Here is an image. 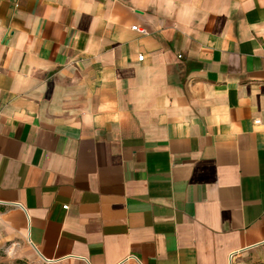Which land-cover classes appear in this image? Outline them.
Segmentation results:
<instances>
[{
    "label": "crops",
    "instance_id": "obj_1",
    "mask_svg": "<svg viewBox=\"0 0 264 264\" xmlns=\"http://www.w3.org/2000/svg\"><path fill=\"white\" fill-rule=\"evenodd\" d=\"M23 240L264 264V0H0V247Z\"/></svg>",
    "mask_w": 264,
    "mask_h": 264
},
{
    "label": "rangeland",
    "instance_id": "obj_2",
    "mask_svg": "<svg viewBox=\"0 0 264 264\" xmlns=\"http://www.w3.org/2000/svg\"><path fill=\"white\" fill-rule=\"evenodd\" d=\"M17 260L27 264H50L37 256L24 240L20 244L7 243L0 247V264H15Z\"/></svg>",
    "mask_w": 264,
    "mask_h": 264
},
{
    "label": "built area",
    "instance_id": "obj_3",
    "mask_svg": "<svg viewBox=\"0 0 264 264\" xmlns=\"http://www.w3.org/2000/svg\"><path fill=\"white\" fill-rule=\"evenodd\" d=\"M132 28H133V29H137L136 26H133ZM138 30H139V32L144 33V30H141V29H138ZM142 58H143V55H139V56H138V60H142ZM255 122L258 123L259 120L256 119ZM63 207H64V208H67V205H64ZM231 256H232V253L229 255V258H230ZM127 258H133V259L138 260L137 257H136L135 255H129V257H127Z\"/></svg>",
    "mask_w": 264,
    "mask_h": 264
},
{
    "label": "trees",
    "instance_id": "obj_4",
    "mask_svg": "<svg viewBox=\"0 0 264 264\" xmlns=\"http://www.w3.org/2000/svg\"><path fill=\"white\" fill-rule=\"evenodd\" d=\"M15 264H27L25 261H22V260H17L16 262H15Z\"/></svg>",
    "mask_w": 264,
    "mask_h": 264
}]
</instances>
